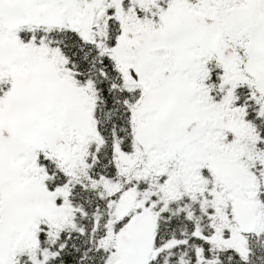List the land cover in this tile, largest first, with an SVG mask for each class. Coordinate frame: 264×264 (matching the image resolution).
<instances>
[{"label":"snow or ice","instance_id":"6c2138e0","mask_svg":"<svg viewBox=\"0 0 264 264\" xmlns=\"http://www.w3.org/2000/svg\"><path fill=\"white\" fill-rule=\"evenodd\" d=\"M0 264H264V0H0Z\"/></svg>","mask_w":264,"mask_h":264}]
</instances>
